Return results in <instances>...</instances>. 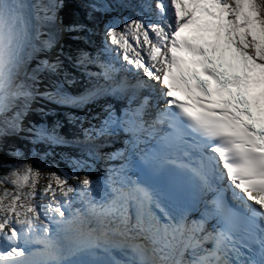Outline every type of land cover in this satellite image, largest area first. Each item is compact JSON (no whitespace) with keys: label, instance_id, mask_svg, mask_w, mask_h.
Returning <instances> with one entry per match:
<instances>
[{"label":"snow or ice","instance_id":"snow-or-ice-1","mask_svg":"<svg viewBox=\"0 0 264 264\" xmlns=\"http://www.w3.org/2000/svg\"><path fill=\"white\" fill-rule=\"evenodd\" d=\"M6 6L0 0V7ZM59 6L37 5L45 15L35 19L54 22ZM117 8L132 9L135 18L106 24L103 47L96 57L81 52L74 65L90 84L92 78L97 83L70 95L62 91L63 85L75 83V77L63 71L62 81L53 82L56 90L42 93L60 105L93 104L100 110L89 109L83 117L69 115V123L80 121L82 138L66 140L42 127L37 140L92 145L86 154L93 162L123 163L105 168L103 186L88 175L81 179L51 172L39 193L42 173L31 162L0 165L9 168L0 176V264H61L63 246L92 248L101 242L106 258L96 264H264V0H232L231 5L228 0H137L121 2ZM49 11L52 15H47ZM185 29L195 43L181 37ZM40 35L37 29L36 39ZM28 42L29 35L22 46L13 48L9 75L23 62ZM53 43L50 38L39 46L33 44L28 60ZM113 52L126 71H142L144 77L162 85L155 103L151 95L140 97L141 88L152 87L142 83L132 86L126 105L119 110L113 104L98 103L110 95L123 99L116 94L128 91L123 84L99 83L101 77L111 80V73L117 71L100 61L101 53ZM90 64L101 71H88ZM45 71L59 74L61 61H39L27 75L36 81L37 74ZM3 88L0 76V113L9 108ZM12 96L31 97L32 93ZM160 101L164 109L146 120L149 106ZM20 118L21 113H16L15 119ZM163 124L170 131L153 148L141 149L140 145L155 138L156 126ZM121 134L127 137L122 149L100 152L110 146L109 138ZM99 140L104 143H96ZM138 153H142L141 164L153 162L154 171L163 164L172 166L175 171L167 189L128 174ZM68 159L73 169L94 171L88 159ZM70 178L76 180L75 186L68 182ZM224 180L227 186L217 188L215 181ZM6 183L11 187H5ZM229 191L238 206L228 202ZM209 193L213 194L210 199L206 198ZM37 197L46 204L38 205ZM75 202L80 207L74 208ZM33 244L41 247L32 251Z\"/></svg>","mask_w":264,"mask_h":264},{"label":"bare ground","instance_id":"bare-ground-1","mask_svg":"<svg viewBox=\"0 0 264 264\" xmlns=\"http://www.w3.org/2000/svg\"><path fill=\"white\" fill-rule=\"evenodd\" d=\"M44 1V3H43ZM50 1V7L53 4L59 5L60 0H49ZM5 2V0H4ZM8 3L13 4L16 7H20L23 9L26 19L29 21L28 23V35H29V42H30V36H31V30H32V16L37 11V5H47L46 0H7ZM58 7L55 9V13L57 12ZM40 11V10H39ZM40 15H45L43 11H40ZM48 14V13H47ZM48 15H52L48 14ZM129 18V17H128ZM2 19H0V40L3 42H7V40L3 39V36L8 39L9 35L5 34V28L13 31L12 29V20H4V26L2 25ZM55 25V23H54ZM58 30L55 29L54 31L52 30V34L56 37ZM54 37L52 36V40L54 41L53 46L50 49L42 50V51H37L34 53V58L32 60H28V54L32 52V46H30L29 42L24 46L23 48V56L24 60L23 62L18 66V68L15 70V78L17 81L16 87H17V92H21L22 89H25L27 91H30L32 93L31 97H25L22 96L23 99L30 100V103L25 105V108L22 112V116L20 119L15 120L13 123L7 124L3 120L0 119V165H6V161L8 157H10L12 150L17 147L18 143H23L27 141L29 138L27 132L29 133V124H35L37 121H39V117L43 114L42 112L46 109V107H51L49 106L50 104L61 106L63 108L64 105H58L57 103L45 98L42 93L45 92H54L55 91V86L53 82H56V77L54 74L49 73V72H40L37 74V80L33 81L28 78L29 73L31 71H26L31 68V63H36L37 59H40L39 61L42 60H47L49 62H55L54 59L56 58V41L53 39ZM41 41H44L42 36L39 37ZM104 39V32L103 35L101 36V41H98V45L102 44V41ZM15 41H13V46H14ZM40 43H38L37 46H39ZM41 56V57H40ZM35 68V66L33 67ZM26 78V79H24ZM29 81V82H28ZM23 85V87H21ZM15 93V92H14ZM20 96H11V99L9 101V106L10 104H18L17 101H20ZM34 100H38L39 103H35ZM52 102V103H50ZM29 105V106H28ZM43 107V108H42ZM60 109V108H59ZM29 110V111H28ZM43 110V111H42ZM37 111L42 113H38ZM25 113V115H24ZM3 114V113H0ZM24 116H26L24 118ZM117 145L113 146L112 149L115 147H123L124 143L120 138H116ZM6 151V152H4ZM2 167V166H0ZM97 176H95L96 178ZM93 181L95 180L94 178L92 179ZM76 204H73V207H75ZM77 207H80V204L76 205ZM91 253L88 251L87 248H74V247H69V249L61 255V264H96V261L101 258H106V254L103 251H98L96 250L95 247H92ZM36 251V250H32ZM111 252L118 258H123L122 254L119 253H114V250H111ZM89 255V256H86Z\"/></svg>","mask_w":264,"mask_h":264},{"label":"rangeland","instance_id":"rangeland-1","mask_svg":"<svg viewBox=\"0 0 264 264\" xmlns=\"http://www.w3.org/2000/svg\"><path fill=\"white\" fill-rule=\"evenodd\" d=\"M135 1V0H133ZM2 2H4V0H2ZM44 3V1H43ZM127 3H130L129 0ZM62 4H63V1L60 0V3H59V7L57 9V14L59 13L61 7H62ZM47 5L50 7V1L48 0L47 1ZM40 11L39 9H37V11H35V13L33 14L32 16V30H31V36H30V46H32L33 44L35 45H38V43L41 42L40 39H36V31L37 29H39L42 38L44 40H49L50 38H52L53 34H52V25H51V22H48V21H43V20H37L35 19V17L37 15L43 17L44 15H40ZM135 14L134 12L132 11V9L130 8H123V9H119L117 7H114L112 8L111 10H106L104 13H103V16H102V24H103V29H104V26L108 23H110L111 21H113L114 19L116 20H120V21H123L124 18H134ZM3 20V19H2ZM4 21V20H3ZM2 21V25L4 26V23ZM118 27V30H119V27L120 25L117 26ZM5 30V34L6 35H11V30L7 29L4 27ZM63 34H65V32L63 31ZM103 35V33H102ZM64 38V37H63ZM62 38V39H63ZM3 39L7 40L4 36H3ZM86 41L88 42H91V39L90 38H86ZM56 51V58L54 59L55 61L57 59H60V52L57 51V49H55ZM41 57V56H40ZM32 60V59H31ZM40 59H37L36 61L39 62ZM31 62V61H30ZM31 68H29V70L26 69V71H31L32 69H34L33 67L37 66L36 63H31ZM71 66V65H70ZM26 79V78H24ZM56 83H60L61 80L59 79L58 80V77L56 76ZM29 82V81H28ZM56 90V89H55ZM23 91H27L25 89H22L21 92ZM62 91L64 92H67L68 94L69 93V89L63 85V89ZM17 92V91H16ZM20 101H17L18 104H15V102H13V104H10L8 110H6L5 112H3V114H0V119L3 120L5 123L7 124H10V123H13L15 120V115L16 113H21V116H22V112L25 108V105H27L28 103H30V100H26V99H23L22 96H20ZM38 100H34V102L36 103ZM39 103V101L37 102ZM52 103V102H50ZM99 104H102V103H99ZM104 104V102H103ZM60 105V104H58ZM29 106V105H28ZM49 106H54L53 104H50ZM89 107H92L94 111H99V107H97L96 105H91ZM43 108V107H42ZM55 108L56 109H62L61 106H57L55 105ZM51 109H54V107H46V109L42 112L44 114V112L46 110H51ZM55 110V109H54ZM29 111V110H28ZM37 111V114L40 113ZM40 113V114H42ZM82 114L83 116L89 114L87 109L86 110H83L82 111ZM25 115V113H24ZM26 116H24L25 118ZM39 121L42 122V118L39 117ZM41 126V127H40ZM42 123L40 125H36L35 124H29V129L33 130L34 131H30L29 133L27 132L29 138L27 139V141L23 142V143H18L17 147L14 149V151L12 150V153H17V150L18 151H24L28 148H31V146L34 145V142L36 139H37V130L42 128ZM44 128V127H43ZM45 129V128H44ZM46 130V129H45ZM47 133H49L47 130H46ZM57 135V134H56ZM59 136V135H57ZM51 147V148H50ZM50 150H52L54 152V157L53 158L52 156V153H50ZM6 152V151H4ZM46 152H49V156L46 157V158H43V155L40 154V157L38 158V161H41L39 162L36 166H33L34 168L38 169L41 173H42V178L39 179L38 181V184H37V192L39 193V191L44 188L47 183H48V180H47V177H48V174L51 173V172H56L57 174H67L69 177L73 176V175H76L78 177H82V172L85 170V169H73L72 165L69 163V157H72V158H77V159H88L89 160V163H95L93 162L92 160H90L86 154V152L83 153L82 152H79V151H76L74 150L73 148H70L68 146H64V145H53V144H49V151H46ZM11 153L10 157H8L7 161H6V165H15V166H19L22 162H24V160H20V163L18 162L17 163V155H13ZM70 155V156H69ZM59 159H63L66 164L64 166H59L57 164L58 160ZM9 172V168L8 167H0V176H3L5 174H7ZM86 172V175L90 176V174H96L95 170L92 171V172ZM84 176V175H83ZM70 184L72 185H76V180H73V179H69L68 181ZM5 187H11L10 184H5ZM46 201H40L39 198L37 197V204H42ZM64 249V247L62 248V250Z\"/></svg>","mask_w":264,"mask_h":264},{"label":"trees","instance_id":"trees-1","mask_svg":"<svg viewBox=\"0 0 264 264\" xmlns=\"http://www.w3.org/2000/svg\"><path fill=\"white\" fill-rule=\"evenodd\" d=\"M63 4L60 10V18L61 23L66 30L65 37L62 40V46L60 49L70 56H73L72 46L76 48L75 39L70 34H80L84 38L87 37L89 32V27H94L99 21V18L102 15V11H104V6L113 7L110 4L109 0H62ZM119 2H115V6L118 5ZM92 5H96L100 10H93ZM73 28L74 30H69ZM80 46L83 47V44L79 42ZM71 46V47H70ZM63 71H67L70 73L69 78L75 77V84L73 86V91L77 92L79 89L77 87L78 84H83L84 80L77 77L76 71L68 65L65 61L62 63V73L61 78L63 79ZM69 113H67V118L69 117ZM65 115L60 112L53 111L51 114H46L44 116V121H46L47 125L56 130L59 133L64 135L70 134V125L69 121L65 120ZM41 124L40 121L36 122V125ZM60 126L57 127L56 125ZM47 146L43 142H34V145L31 148H28L24 151H18L17 155V163H20V160H24L31 162L33 166H36L39 162L38 158L40 154L44 157H48L49 154L46 152Z\"/></svg>","mask_w":264,"mask_h":264},{"label":"clouds","instance_id":"clouds-1","mask_svg":"<svg viewBox=\"0 0 264 264\" xmlns=\"http://www.w3.org/2000/svg\"><path fill=\"white\" fill-rule=\"evenodd\" d=\"M6 7H0V19L12 20L11 35L8 37L7 42L0 40V76L4 80L3 93L6 94L11 99L12 93L17 91V81L14 74L9 75L8 63L11 58L12 50L16 45L22 46L28 35V24L25 13L22 8L16 7L5 0ZM11 41V46L9 45ZM13 41H15L13 46Z\"/></svg>","mask_w":264,"mask_h":264}]
</instances>
